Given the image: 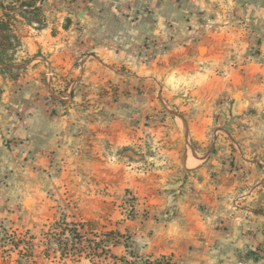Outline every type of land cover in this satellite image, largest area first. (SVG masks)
<instances>
[{
  "label": "crops",
  "instance_id": "crops-1",
  "mask_svg": "<svg viewBox=\"0 0 264 264\" xmlns=\"http://www.w3.org/2000/svg\"><path fill=\"white\" fill-rule=\"evenodd\" d=\"M95 4L101 12L88 38L87 46L92 52L82 71L87 81L90 79V87L101 91L108 83L123 88L135 78L162 87L165 60L148 66H136L129 60V52L156 26L162 27L157 16L144 12L145 0H99ZM228 4L237 10L243 26L252 31L239 48L229 49L230 54L224 56L221 52L228 50H222L217 43L205 48L204 56L199 55V44L194 45L191 61L199 62L194 74L198 82L190 91L183 115L188 144L178 138L175 129V143L164 146L166 131L151 129V136L163 140L154 157L149 154L140 160L132 155L128 162L115 165H129L127 182L138 191L140 202L149 203V186L175 187L170 194L166 190L158 192L162 194L160 204L179 193L172 197L174 211L166 208L160 211L159 220L156 215L146 218L147 225L139 224L140 233L149 236L141 249L152 253L151 258L173 254L177 264H264V0H230ZM129 6L133 9L130 13ZM41 60L42 64L30 66L15 79L0 72V167H7L10 160L18 161L17 156L23 154L30 168L46 176L55 166L69 168L79 153L88 156L82 160L84 164L94 160L89 167L95 164V170L109 167L112 161L109 163L102 154L93 159L99 146L84 150L89 132L78 136L70 131L73 113L69 101H63L64 108L56 109V113L48 111L41 101L55 85V78L47 73L55 76V70L66 71L67 59L61 60L63 64L58 69L51 60ZM175 71L178 82L184 83V66ZM153 102L145 100L142 120L143 113L155 105ZM25 106L29 123L26 130H21L16 110ZM118 116L112 129L97 132L99 142L105 139L107 152L126 149L122 145H127L125 141L132 136L131 130L120 127ZM113 157L118 159L119 155L115 153ZM171 213L175 214L168 219ZM162 217L167 220L162 222Z\"/></svg>",
  "mask_w": 264,
  "mask_h": 264
},
{
  "label": "rangeland",
  "instance_id": "rangeland-1",
  "mask_svg": "<svg viewBox=\"0 0 264 264\" xmlns=\"http://www.w3.org/2000/svg\"><path fill=\"white\" fill-rule=\"evenodd\" d=\"M3 1L6 5L9 0ZM98 1L35 0L42 14L41 23L36 22L33 14L14 15L9 28L12 44L7 49L0 46V72L11 79L30 66L42 64L41 59L51 60L56 69L63 64L61 60L67 59L66 71L55 70V76L47 73L55 78V85L41 101L52 113L64 108L63 101L70 102L73 113L70 131L78 136L89 132L84 150L99 146L93 159L102 154L109 163L112 161L109 167L95 170V164L89 167L94 160L88 159L84 164L82 160L88 156L79 153L69 168L55 166L44 176L30 168L22 154L17 156L18 161L10 160L7 167H0V264H177L173 254L151 258L152 253L142 250L149 236L141 234L139 227L147 225V217L157 215L155 218L159 220L160 211L166 208L174 211L176 203L172 197L179 193L160 204L162 194L158 192L166 190L170 194L175 187L149 186L153 203L140 202L138 191L127 182L129 165H115L128 162L132 155L140 160L149 154L154 157L163 140L151 136V129L166 131L164 146L175 143V129L183 140L187 136L185 107L192 87L198 82V75L196 78L194 74L199 62L191 61L194 45L208 48L217 43L222 50H228L221 52L224 56L230 54L229 49L239 48L252 29L243 26L237 10L229 7L230 0H145L144 12L157 16L162 27L156 26L152 34L135 46L129 52V60L136 66L165 60L163 88L154 82L145 83L144 78H135L129 86L115 88L107 83L100 91L90 87L87 74L82 75L87 55L92 52L87 46L88 38L99 19L97 13L101 12L95 8ZM2 11L0 8V18ZM128 11L133 9L129 6ZM180 66H184L186 73L184 83L177 80L175 69ZM148 99L155 105L150 106V112L143 113L142 120L143 104ZM26 111L27 106L16 110L21 130H26L29 123ZM117 114L120 127L131 130L132 136L125 141L127 145H122L126 149L107 152L105 139L102 137L99 142L97 132L112 129ZM137 130L143 135L138 136ZM184 142L188 144L185 138ZM90 151L93 153V149ZM115 153L118 159L112 158ZM182 188L185 190L187 186ZM167 218L162 217L161 221Z\"/></svg>",
  "mask_w": 264,
  "mask_h": 264
},
{
  "label": "trees",
  "instance_id": "trees-1",
  "mask_svg": "<svg viewBox=\"0 0 264 264\" xmlns=\"http://www.w3.org/2000/svg\"><path fill=\"white\" fill-rule=\"evenodd\" d=\"M0 8L2 11V18H0V46L7 49L12 43V36L9 30L10 20L14 15H23L25 13L33 14L36 17V22L42 21V14L40 7L35 5V0H9L6 5L4 1H0ZM5 9L8 11L6 12Z\"/></svg>",
  "mask_w": 264,
  "mask_h": 264
},
{
  "label": "water",
  "instance_id": "water-1",
  "mask_svg": "<svg viewBox=\"0 0 264 264\" xmlns=\"http://www.w3.org/2000/svg\"><path fill=\"white\" fill-rule=\"evenodd\" d=\"M204 48H206V47L205 46H200L199 47V52L202 53ZM26 201H27V199H26Z\"/></svg>",
  "mask_w": 264,
  "mask_h": 264
}]
</instances>
